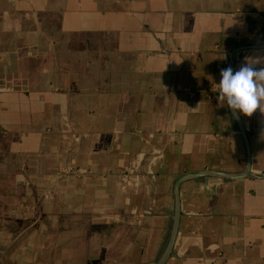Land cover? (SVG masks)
Instances as JSON below:
<instances>
[{
  "label": "crops",
  "instance_id": "0c3cea01",
  "mask_svg": "<svg viewBox=\"0 0 264 264\" xmlns=\"http://www.w3.org/2000/svg\"><path fill=\"white\" fill-rule=\"evenodd\" d=\"M254 57L264 0H0V264H156L206 171L162 264H264Z\"/></svg>",
  "mask_w": 264,
  "mask_h": 264
},
{
  "label": "clouds",
  "instance_id": "9594fccd",
  "mask_svg": "<svg viewBox=\"0 0 264 264\" xmlns=\"http://www.w3.org/2000/svg\"><path fill=\"white\" fill-rule=\"evenodd\" d=\"M264 57L246 58L239 70L231 67L220 72L221 79L215 84L219 104L226 105L234 116L251 117L254 112L264 115Z\"/></svg>",
  "mask_w": 264,
  "mask_h": 264
},
{
  "label": "water",
  "instance_id": "95a60500",
  "mask_svg": "<svg viewBox=\"0 0 264 264\" xmlns=\"http://www.w3.org/2000/svg\"><path fill=\"white\" fill-rule=\"evenodd\" d=\"M204 174L221 176V177H237L236 174H225V173H220V172H208V171H206V172H201L198 174L182 175L175 181V183L173 185L174 214H173L172 224H171L167 243H166L162 253L160 254L159 258L157 259L156 264H162L163 263V261L168 256V254L171 250V247H172V244H173V241L175 238V234H176V230H177V223H178V216H179V199H178V193H177L179 183L182 182L183 180L187 179V178H192L194 176H200V175H204Z\"/></svg>",
  "mask_w": 264,
  "mask_h": 264
}]
</instances>
